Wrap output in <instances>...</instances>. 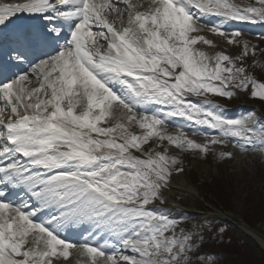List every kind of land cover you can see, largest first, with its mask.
Listing matches in <instances>:
<instances>
[{
    "label": "snow or ice",
    "instance_id": "6c2138e0",
    "mask_svg": "<svg viewBox=\"0 0 264 264\" xmlns=\"http://www.w3.org/2000/svg\"><path fill=\"white\" fill-rule=\"evenodd\" d=\"M235 24L264 0L0 2V264H218L168 193L189 156L264 164V115L217 99L264 103Z\"/></svg>",
    "mask_w": 264,
    "mask_h": 264
},
{
    "label": "rangeland",
    "instance_id": "374dc122",
    "mask_svg": "<svg viewBox=\"0 0 264 264\" xmlns=\"http://www.w3.org/2000/svg\"><path fill=\"white\" fill-rule=\"evenodd\" d=\"M245 35L248 39L256 42L257 35L246 32ZM215 39L219 42V38ZM209 51L211 50L209 49ZM230 51L235 52L236 50L230 49ZM260 59L264 63V57ZM253 73L258 80L264 82V68L258 65L253 70ZM217 99L223 102L224 105L227 104V106L235 108L238 104H242V107L238 106L234 110H228L224 107L229 116H238L250 111L264 115V103L258 99L251 98L249 95L241 93L231 100ZM185 166V174L177 178L178 181L181 180V177L183 181H187L192 188V192L188 193L182 190V185L177 183L176 178L174 190L168 193L171 206L178 207L180 210L177 212V215L184 212L183 208L187 209L189 207V209L194 210V205L200 203L206 210L202 211V214L190 215L192 220H202L205 217L209 219V217H212L209 220L213 221V223L214 221L218 222L217 217L211 216L210 213L213 212L211 209L220 208L225 211L223 213L229 218L248 225L245 222V217L252 202L255 200V202L262 206L261 209H264V164H261L259 156H256L255 159L249 158L236 163L229 162L228 164L218 163L212 156H209L205 161L189 156L186 158ZM208 183L215 186V188L211 189ZM258 204L257 206L259 207ZM263 222L258 224L260 228L253 229L256 233H260L262 237H264ZM232 228L228 229L226 227V233L234 236L236 235V231L234 232ZM205 248L210 251V247L207 244H205ZM218 264H226L225 259L220 258Z\"/></svg>",
    "mask_w": 264,
    "mask_h": 264
},
{
    "label": "trees",
    "instance_id": "16d2710c",
    "mask_svg": "<svg viewBox=\"0 0 264 264\" xmlns=\"http://www.w3.org/2000/svg\"><path fill=\"white\" fill-rule=\"evenodd\" d=\"M208 186L211 187V189H213V187L215 188V186L210 183H208ZM257 204L258 203L255 202V200L252 202L245 217V222L251 229L260 228L258 227V224L264 221V209H261L262 206L259 204L258 207ZM218 227L226 228L225 224L217 223L214 225V230ZM229 227L235 229L234 226ZM242 236V239L237 236L234 237L227 234L225 231L222 238L214 236V243H210L209 247L215 252L223 254L227 258L226 264H264V251L254 240L244 235ZM221 239L223 242H221Z\"/></svg>",
    "mask_w": 264,
    "mask_h": 264
},
{
    "label": "bare ground",
    "instance_id": "6f19581e",
    "mask_svg": "<svg viewBox=\"0 0 264 264\" xmlns=\"http://www.w3.org/2000/svg\"><path fill=\"white\" fill-rule=\"evenodd\" d=\"M6 2H9V1L6 0ZM184 181L182 180V177H181V180L180 181H178V178H177V183H179L180 185H182L181 186L182 187V190H184L185 192L191 193L192 192V188L187 183V181H185V182ZM75 259H76L75 257L72 258V264H75Z\"/></svg>",
    "mask_w": 264,
    "mask_h": 264
},
{
    "label": "water",
    "instance_id": "95a60500",
    "mask_svg": "<svg viewBox=\"0 0 264 264\" xmlns=\"http://www.w3.org/2000/svg\"><path fill=\"white\" fill-rule=\"evenodd\" d=\"M255 238H256L257 242H258L261 246H263V248H264V239H261V238L258 237V236H256Z\"/></svg>",
    "mask_w": 264,
    "mask_h": 264
}]
</instances>
